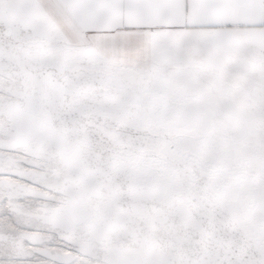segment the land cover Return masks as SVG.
Here are the masks:
<instances>
[{"label":"snow or ice","instance_id":"obj_1","mask_svg":"<svg viewBox=\"0 0 264 264\" xmlns=\"http://www.w3.org/2000/svg\"><path fill=\"white\" fill-rule=\"evenodd\" d=\"M0 264H264V0H0Z\"/></svg>","mask_w":264,"mask_h":264}]
</instances>
